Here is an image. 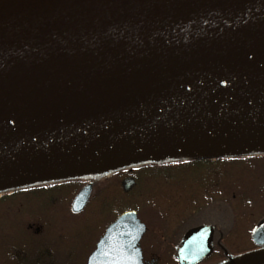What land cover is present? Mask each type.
I'll use <instances>...</instances> for the list:
<instances>
[{
    "label": "water",
    "instance_id": "water-1",
    "mask_svg": "<svg viewBox=\"0 0 264 264\" xmlns=\"http://www.w3.org/2000/svg\"><path fill=\"white\" fill-rule=\"evenodd\" d=\"M262 147L264 0H0V186ZM203 228L184 235L182 264L208 254ZM231 264H264V249Z\"/></svg>",
    "mask_w": 264,
    "mask_h": 264
},
{
    "label": "flooded vegetation",
    "instance_id": "flooded-vegetation-1",
    "mask_svg": "<svg viewBox=\"0 0 264 264\" xmlns=\"http://www.w3.org/2000/svg\"><path fill=\"white\" fill-rule=\"evenodd\" d=\"M249 157V176L231 181L237 185L236 188L239 187V193L251 189V194L243 199L239 193L233 192L228 196L227 168L223 157L210 158L208 162L219 163L207 167V173L199 179L193 178L196 184L189 183L193 179L186 184L181 182L174 186L173 192L165 194H146L152 178L143 176L139 180L138 174L146 172L148 164L117 166L97 170L89 177L76 176L35 184L31 188L28 208L18 209L26 218L21 224H16L15 230H7L5 234L7 226L2 228L3 232L0 226V264H67L73 260L79 264H114V260L124 257H131L124 260H133L137 264H182L180 249L184 235L201 227H204L208 240L211 236V243H207L211 248L194 264H231L244 254L264 249V147ZM176 180L181 179L172 178L173 183ZM243 181H246V187L242 186ZM84 186L90 190L88 201L84 208L73 212L70 208L72 199ZM136 194L138 202L132 206L111 208L107 215L103 213L106 207L118 202L115 199H130ZM153 201L157 208L152 207ZM124 210H135L136 222L128 219V225L111 231L101 244L108 227ZM76 217H84L87 221L80 219L84 224L74 227L73 243L67 246L66 226L68 220H76ZM232 217L236 219L232 220ZM242 217L256 219L249 221L248 244L236 247L233 242L229 243L228 236L230 239L234 234L233 230ZM131 223H134L133 227ZM79 251L83 255H78ZM187 255L194 258L192 245L187 246Z\"/></svg>",
    "mask_w": 264,
    "mask_h": 264
},
{
    "label": "rangeland",
    "instance_id": "rangeland-1",
    "mask_svg": "<svg viewBox=\"0 0 264 264\" xmlns=\"http://www.w3.org/2000/svg\"><path fill=\"white\" fill-rule=\"evenodd\" d=\"M151 160H158V159H151ZM243 160H244V162H243ZM176 161L177 160H173V159L167 161V162H171L173 165H170L169 168H167V169H161L164 171V172H162V174L167 173V171L168 172L170 171L171 173H170V176L168 178H171V179H168V178L165 179V177H163L162 174L157 176V177H153V178L146 175V174H143V176H147V177H150L152 179L151 180L149 179L148 188L146 187L147 190L142 189L141 191L145 190L146 194L148 192L152 193V194H165V193H169V192L171 193L174 191V186L175 187L179 186V184H181V182H183V184H186L187 182L191 181L193 178L195 180L199 179V177L201 175H204L207 173L206 172L208 170L207 167H209L213 164L219 163L218 161L208 162V161H204V160H194V161H189L187 163H183V165L181 164L178 166L175 163ZM250 161L251 160H248V158H245L242 160L239 159V160H233V161H226L225 162L226 168H227V173L229 172L228 174L230 176V178H227L228 182L226 183L227 187H228V193H230L228 195L229 197L231 196V193H233V192H234V194L239 193V190H238L239 187L236 188L237 185L231 181H234V178L236 179V178L240 177V178L245 179L249 176V173H247V172L249 171L250 166H251ZM140 162L141 161H139V163ZM228 169H229V171H228ZM158 170H160V169H158ZM143 176H139V178H140L139 180H142ZM173 177H175V178L178 177L182 181L176 180L173 183V181H172ZM194 179L189 183L190 184L191 183L196 184ZM237 184H240V183H237ZM242 184H243L242 186H244V187H246V185H247L246 181L245 182L243 181ZM13 191L14 190H12V192ZM244 192L245 193H242V192L239 193L240 197H242V199L247 194H251L250 193L251 189L247 190V191L244 190ZM25 193H28L26 200H23L24 199V197H23L24 193H22V192H14V193H12V195L9 193H6V192H4L2 195L0 194V226H1V231L3 232L2 228L4 226H7V228L5 229L6 231L3 234H5L7 232V230L8 231L15 230L16 229L15 226H17L16 224H18V225L21 224L22 219L26 218V217H24L25 216L24 213L22 214L23 211L21 212L18 210V209L24 210V209L28 208V201H30V199H31V197H30L31 192H25ZM134 195H135V193H134ZM137 198H138L137 194H136V196L131 197L130 199H128L127 197L117 198L115 200L118 202L114 201V203L116 202L115 205L111 206V207H106L105 208L106 210L103 213L107 215L112 210L111 208H113V210H116V209H121V208H127L128 206H132L133 203L138 202ZM33 200H31V201H33ZM152 205H153L152 206L153 208H157L156 202L153 201ZM54 208L59 209L61 207L55 206ZM233 218L234 217H232V220L236 219V218H234V219ZM75 219L76 220H68V223L66 226V230L68 233L67 242H66L67 246H70L73 243L71 238L73 237V234L75 232L74 227L77 224H78V227H81L84 224L80 220V219H84V217H81V218L76 217ZM255 219H256V217H252V218L242 217V220L240 221V223L236 224L235 229L233 230L234 234L232 236H230L231 237L230 239L228 236L229 243L233 242L234 245H236V247H241V246H239L240 244L241 245L242 244L243 245L248 244L249 237H250V234H249L250 233V223H249V221H251V220L254 221ZM84 220H85L84 222L86 223V221H87L86 218ZM95 225H96V222H95ZM231 232H232V230H231ZM9 235H12V233L10 232ZM1 245L2 244H0V246ZM242 247L244 248V246H242ZM81 249L84 250L85 248H81ZM238 249H240V248H238ZM78 255H83V254L79 251ZM67 264H79V262L76 260H73V262L67 263Z\"/></svg>",
    "mask_w": 264,
    "mask_h": 264
},
{
    "label": "trees",
    "instance_id": "trees-1",
    "mask_svg": "<svg viewBox=\"0 0 264 264\" xmlns=\"http://www.w3.org/2000/svg\"><path fill=\"white\" fill-rule=\"evenodd\" d=\"M226 161H233V160H235V158H227V159H225ZM236 160H238V159H236ZM159 165H161V167H159ZM169 166L170 165H168V164H155V165H153V166H151V167H149V169H147L146 170V172H144L146 175H148V176H150V177H157V176H159V175H161L162 174V172H164L163 170H161V169H167V168H169ZM158 169H160V170H158ZM158 170V171H157ZM239 170V169H238ZM167 171V170H166ZM228 171H229V169H228ZM148 173V174H147ZM170 171L168 172L167 171V173H164V174H162V176L163 177H165V179L166 178H168L169 176H170ZM229 173V172H228ZM227 173V177L228 178H230V176H229V174ZM142 176H143V174H142ZM168 179H171V178H168ZM25 192H28V191H25ZM24 192V195H23V197H24V199L23 200H26V197H27V195H28V193H25Z\"/></svg>",
    "mask_w": 264,
    "mask_h": 264
},
{
    "label": "bare ground",
    "instance_id": "bare-ground-1",
    "mask_svg": "<svg viewBox=\"0 0 264 264\" xmlns=\"http://www.w3.org/2000/svg\"><path fill=\"white\" fill-rule=\"evenodd\" d=\"M244 150H245V152H247V151L248 152L255 151L254 148H246ZM182 155H183L182 153H167V154L160 155V157H163L164 159H172V158L174 159V158L181 157ZM146 158H149V157H146ZM116 163H117V161L116 162H113V163H110V164H106V165L100 166V167L105 168V167L112 166V165H114ZM57 176H60V174H51V175H49L47 177H50L52 179V177H57ZM47 177L27 178V179H24V180H22L20 182H31L32 183V181H36L38 179H41L42 180V178H47Z\"/></svg>",
    "mask_w": 264,
    "mask_h": 264
},
{
    "label": "snow or ice",
    "instance_id": "snow-or-ice-1",
    "mask_svg": "<svg viewBox=\"0 0 264 264\" xmlns=\"http://www.w3.org/2000/svg\"><path fill=\"white\" fill-rule=\"evenodd\" d=\"M181 251L183 252V249H181ZM187 258V257H185ZM124 259H131V257H124Z\"/></svg>",
    "mask_w": 264,
    "mask_h": 264
}]
</instances>
